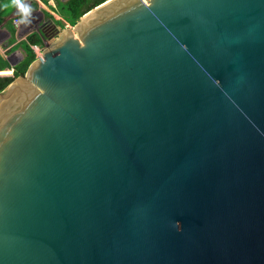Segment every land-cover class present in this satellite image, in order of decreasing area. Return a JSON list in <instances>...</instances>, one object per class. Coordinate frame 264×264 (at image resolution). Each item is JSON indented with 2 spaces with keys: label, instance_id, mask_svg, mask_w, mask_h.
<instances>
[{
  "label": "water",
  "instance_id": "obj_1",
  "mask_svg": "<svg viewBox=\"0 0 264 264\" xmlns=\"http://www.w3.org/2000/svg\"><path fill=\"white\" fill-rule=\"evenodd\" d=\"M50 38L0 92V264H264V0Z\"/></svg>",
  "mask_w": 264,
  "mask_h": 264
},
{
  "label": "trees",
  "instance_id": "obj_2",
  "mask_svg": "<svg viewBox=\"0 0 264 264\" xmlns=\"http://www.w3.org/2000/svg\"><path fill=\"white\" fill-rule=\"evenodd\" d=\"M22 1L23 0H20V2ZM104 1L106 0H67L66 2H58L54 10L56 13H59L60 17H62L70 27H72L83 14ZM15 2L16 0H0V24L3 21L2 17L6 16L16 7ZM46 4L51 6V3L48 1ZM57 24L62 28L65 26L61 20L57 21ZM5 25L10 33L9 44H13L15 42L16 28L11 20L6 21ZM43 37H45V35L42 31H34L28 34L25 40L19 42L23 50V58L14 66L10 64L9 60L0 50V92L15 78L25 74L29 65L36 59V53L31 46L42 45Z\"/></svg>",
  "mask_w": 264,
  "mask_h": 264
},
{
  "label": "rangeland",
  "instance_id": "obj_3",
  "mask_svg": "<svg viewBox=\"0 0 264 264\" xmlns=\"http://www.w3.org/2000/svg\"><path fill=\"white\" fill-rule=\"evenodd\" d=\"M20 3L29 6L30 11L28 14L30 15V18L29 21L23 24L22 27L19 28L15 27L16 28L15 42L13 44H9L10 33L8 32L5 23L8 20H11L13 23L15 17L22 14H20L19 10L15 7L12 11H10V13L2 17L3 21L0 24V50L9 60L11 65L19 62L23 58V50L22 47L19 45V42L25 40L26 36L31 32L34 31L41 32L43 25H48L50 27L47 28L48 35L43 37L44 39L43 44L38 46L40 48V53H39L40 56L42 55L43 50L46 48V45L54 41V38H50V37H56L62 32V30L65 27H70L64 22H62L65 24L63 28L60 25H58L57 21L55 20L59 19L60 17L57 16L56 18L55 16L54 17L48 16L49 13L45 9H43L42 3L39 2L38 0H26V1L23 0ZM52 24H55L56 26L54 27Z\"/></svg>",
  "mask_w": 264,
  "mask_h": 264
},
{
  "label": "crops",
  "instance_id": "obj_4",
  "mask_svg": "<svg viewBox=\"0 0 264 264\" xmlns=\"http://www.w3.org/2000/svg\"><path fill=\"white\" fill-rule=\"evenodd\" d=\"M24 1H26V0H24ZM38 1L42 3L43 9H45L49 13L48 16H50V17L55 16L57 18V16L60 17V15L57 14L56 11L54 10L56 8L57 3L58 2H66L67 0H42V1L38 0ZM47 1L49 3H51V6L46 4ZM58 20H61L62 22L66 23V21L64 19H62V17H60L59 19H56L55 21H58ZM66 24L69 25L68 23H66ZM52 25L54 26L55 24H52Z\"/></svg>",
  "mask_w": 264,
  "mask_h": 264
},
{
  "label": "built area",
  "instance_id": "obj_5",
  "mask_svg": "<svg viewBox=\"0 0 264 264\" xmlns=\"http://www.w3.org/2000/svg\"><path fill=\"white\" fill-rule=\"evenodd\" d=\"M29 18H30V15L29 14H27V15H18V16H16L15 17V20H14V26L15 27H17V28H19V27H22L23 26V24H25L26 22H28L29 21ZM22 21L21 23H17V21ZM43 42H44V39H43ZM31 48L33 49V51L36 53V57H38L39 56V53H40V48L37 46V45H33V46H31ZM38 55V56H37ZM41 56V55H40ZM39 56V57H40Z\"/></svg>",
  "mask_w": 264,
  "mask_h": 264
},
{
  "label": "clouds",
  "instance_id": "obj_6",
  "mask_svg": "<svg viewBox=\"0 0 264 264\" xmlns=\"http://www.w3.org/2000/svg\"><path fill=\"white\" fill-rule=\"evenodd\" d=\"M15 6L16 8L19 10V13L20 14H23V15H27L30 11V8L29 6L23 4V3H20V0H16L15 2ZM22 21H17V23H21Z\"/></svg>",
  "mask_w": 264,
  "mask_h": 264
},
{
  "label": "flooded vegetation",
  "instance_id": "obj_7",
  "mask_svg": "<svg viewBox=\"0 0 264 264\" xmlns=\"http://www.w3.org/2000/svg\"><path fill=\"white\" fill-rule=\"evenodd\" d=\"M49 26L48 25H43L42 26V32L45 34V36H47L48 34H47V28H48ZM50 28V27H49Z\"/></svg>",
  "mask_w": 264,
  "mask_h": 264
},
{
  "label": "bare ground",
  "instance_id": "obj_8",
  "mask_svg": "<svg viewBox=\"0 0 264 264\" xmlns=\"http://www.w3.org/2000/svg\"><path fill=\"white\" fill-rule=\"evenodd\" d=\"M24 86H25L24 84H21L19 87H20V88H23Z\"/></svg>",
  "mask_w": 264,
  "mask_h": 264
}]
</instances>
